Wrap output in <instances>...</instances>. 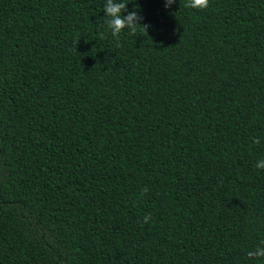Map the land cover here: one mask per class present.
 I'll return each mask as SVG.
<instances>
[{
    "label": "trees",
    "instance_id": "obj_1",
    "mask_svg": "<svg viewBox=\"0 0 264 264\" xmlns=\"http://www.w3.org/2000/svg\"><path fill=\"white\" fill-rule=\"evenodd\" d=\"M123 2L0 0V264H264V0Z\"/></svg>",
    "mask_w": 264,
    "mask_h": 264
},
{
    "label": "clouds",
    "instance_id": "obj_2",
    "mask_svg": "<svg viewBox=\"0 0 264 264\" xmlns=\"http://www.w3.org/2000/svg\"><path fill=\"white\" fill-rule=\"evenodd\" d=\"M176 0H165V8L171 7ZM129 3H124L123 0H105L103 4V12L105 13V24L111 35L119 40V35L124 29L129 30V35H136L137 28L142 29L147 34V28L149 25H143L140 23L141 17L138 15V10L134 7L132 11L128 12L127 15H123L126 11V7ZM209 0H186L184 7L194 10H204L208 7ZM258 139H253L254 144H259ZM255 167L257 169H264V159L259 160ZM148 189L144 188L141 190V196ZM151 219L150 215L144 216L141 221L142 224H147ZM249 258H264V241H261V246H258L254 251L247 253Z\"/></svg>",
    "mask_w": 264,
    "mask_h": 264
}]
</instances>
